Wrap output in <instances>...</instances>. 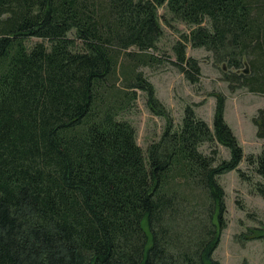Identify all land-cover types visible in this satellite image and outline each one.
Wrapping results in <instances>:
<instances>
[{"label":"trees","instance_id":"16d2710c","mask_svg":"<svg viewBox=\"0 0 264 264\" xmlns=\"http://www.w3.org/2000/svg\"><path fill=\"white\" fill-rule=\"evenodd\" d=\"M160 6L192 28L173 60L189 81L202 67L188 42L230 89L264 94V0H0V264H220L219 176L245 153L223 92L213 127L191 105L176 125L139 70L159 60ZM138 90L166 119L146 149L122 118ZM253 120L263 138L264 108ZM246 158L264 175V152ZM241 236L264 240V225Z\"/></svg>","mask_w":264,"mask_h":264},{"label":"rangeland","instance_id":"374dc122","mask_svg":"<svg viewBox=\"0 0 264 264\" xmlns=\"http://www.w3.org/2000/svg\"><path fill=\"white\" fill-rule=\"evenodd\" d=\"M159 13L164 32L157 49L148 51L159 60L153 65L140 66L139 70L153 82L157 96L171 112L176 125L181 123L186 106L191 105L213 127L216 98L211 93L223 92L226 95L225 119L245 153L238 166L240 170L236 168L219 176L226 193L227 226L222 231L214 257L220 264H264V240L241 238L250 227L264 225V194L258 190L264 186V175L259 172L258 163L252 164L246 158L250 153L258 155L264 152V137H258V127L253 120L258 110L264 108V94L251 92L245 87L230 89L220 66L214 64L212 52L204 47H193L190 42L187 43V54L199 60L202 73L197 82L189 81L173 60L176 59L174 44L182 34H190L192 28L184 21L172 19L166 6H160ZM37 41L42 39H31L32 43ZM141 50L135 46L128 49L143 52ZM122 56L121 61L128 63V56ZM244 69L247 70V66ZM137 94L135 105L122 118L134 124L138 143L146 149L150 142L161 137L166 119L152 111L145 91L138 90ZM212 147L218 149V161L230 158L229 149L221 143H204L200 149L210 154Z\"/></svg>","mask_w":264,"mask_h":264}]
</instances>
